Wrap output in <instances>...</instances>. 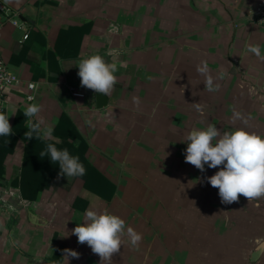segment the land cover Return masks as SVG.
Wrapping results in <instances>:
<instances>
[{"label": "crops", "instance_id": "0c3cea01", "mask_svg": "<svg viewBox=\"0 0 264 264\" xmlns=\"http://www.w3.org/2000/svg\"><path fill=\"white\" fill-rule=\"evenodd\" d=\"M261 1L0 0V61L19 81L0 110L14 133L0 137V264H65V249L80 254L69 264H100L70 234L88 209L142 234L112 264H264V198L221 203L206 178L222 166L201 172L186 163L184 142L209 123L264 135V60L247 52L259 45L264 54V27L249 18ZM94 53L125 61L101 108L78 76V61ZM201 62L218 91L204 89ZM30 103L42 106L56 145L69 137L65 148L86 168L83 177L58 178L54 164L38 174L49 182L32 200L20 188ZM63 118L66 134H56Z\"/></svg>", "mask_w": 264, "mask_h": 264}, {"label": "clouds", "instance_id": "9594fccd", "mask_svg": "<svg viewBox=\"0 0 264 264\" xmlns=\"http://www.w3.org/2000/svg\"><path fill=\"white\" fill-rule=\"evenodd\" d=\"M247 52L264 60L259 45H249ZM124 66L125 61L120 60L115 53L111 54L110 61L99 53L86 55L77 64L80 85L108 97L118 83L116 73ZM197 72L205 77V90L218 91L219 85L214 83L206 62L197 65ZM134 102L139 103L135 98ZM193 104L196 111L203 115V106ZM41 111L42 106L39 104L30 103L26 106L24 117L28 118L29 131L25 135L28 140L33 139L34 135L36 139L55 140L54 143L47 144L40 157L48 156L51 163L58 164V178L83 177L86 168L79 156L71 155L67 148L56 147L60 140L53 137V126L40 116ZM13 134L9 116L0 113V137H10ZM184 142H187L186 163L201 172L205 171V165L212 169L222 166L214 175L206 178L213 188L218 189L221 203L238 202L240 196L248 202L264 198V135L249 132L245 128L221 132L216 125L209 123L203 128L191 129ZM198 180L199 178L195 181ZM70 234L77 237L79 244H87L92 253L100 258V264H112V258L121 251L125 243L136 248L142 241V234L127 226L121 217L108 211L92 209L84 212L82 222L77 223ZM64 253L65 264H69V257L78 259L80 256L71 249H65Z\"/></svg>", "mask_w": 264, "mask_h": 264}, {"label": "trees", "instance_id": "16d2710c", "mask_svg": "<svg viewBox=\"0 0 264 264\" xmlns=\"http://www.w3.org/2000/svg\"><path fill=\"white\" fill-rule=\"evenodd\" d=\"M65 127H69V124H67V120L63 118V120L60 121L55 133L58 134L59 132H65ZM61 128H64V130H61ZM67 138L69 137L64 135L62 144L63 146L56 145V147L58 149H64L67 145ZM70 138L74 142L77 141V137L73 134L70 135ZM48 143L51 142L43 141L42 139H36L34 135V138L29 140V143L25 149V157L20 181L22 197L25 199H34L39 191L48 186L49 179L38 178V174L40 177L41 175L50 173V168L55 164L51 163L48 156L40 157V153L46 149ZM72 151L74 150L72 149ZM78 156L82 157V154H78Z\"/></svg>", "mask_w": 264, "mask_h": 264}, {"label": "built area", "instance_id": "2783aa9c", "mask_svg": "<svg viewBox=\"0 0 264 264\" xmlns=\"http://www.w3.org/2000/svg\"><path fill=\"white\" fill-rule=\"evenodd\" d=\"M5 6L0 3V12H5ZM251 22L258 26L264 27V0L261 1L255 9L250 13L249 16ZM10 23L15 27H21L16 16L8 17ZM0 35H1V26H0ZM28 37L27 34L23 36V39L26 40ZM19 83L18 78L13 74L8 66L0 61V110H3L7 105V91ZM29 93L25 97L27 102H32L34 100V90L35 85L30 83L27 85ZM72 95L75 98H83L84 95L80 92L73 91L71 89ZM29 98H32L31 100Z\"/></svg>", "mask_w": 264, "mask_h": 264}, {"label": "water", "instance_id": "95a60500", "mask_svg": "<svg viewBox=\"0 0 264 264\" xmlns=\"http://www.w3.org/2000/svg\"><path fill=\"white\" fill-rule=\"evenodd\" d=\"M95 96H96V101H97V108L104 107L106 105V102H107L106 96L103 94H100V93H96ZM263 250H264V242L260 246L257 253H260Z\"/></svg>", "mask_w": 264, "mask_h": 264}]
</instances>
